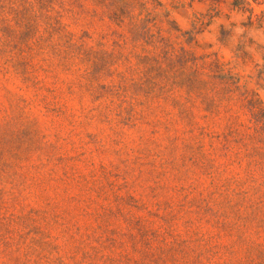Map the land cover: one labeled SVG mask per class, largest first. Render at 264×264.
<instances>
[{
    "label": "rangeland",
    "instance_id": "obj_1",
    "mask_svg": "<svg viewBox=\"0 0 264 264\" xmlns=\"http://www.w3.org/2000/svg\"><path fill=\"white\" fill-rule=\"evenodd\" d=\"M0 264H264V0H0Z\"/></svg>",
    "mask_w": 264,
    "mask_h": 264
}]
</instances>
